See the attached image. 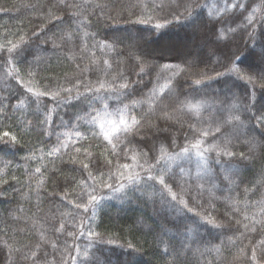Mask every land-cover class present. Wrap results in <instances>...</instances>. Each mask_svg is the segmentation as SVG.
<instances>
[{"label":"snow or ice","instance_id":"6c2138e0","mask_svg":"<svg viewBox=\"0 0 264 264\" xmlns=\"http://www.w3.org/2000/svg\"><path fill=\"white\" fill-rule=\"evenodd\" d=\"M29 7L36 9L37 6ZM165 7L170 9L168 15L162 18L153 15V12L161 11ZM133 9L139 11L133 12ZM124 10L129 16H136V19H130L129 23L148 25L154 30L167 29L172 24H183L194 34L204 30L207 35L208 31H211L217 42L229 41L241 30L246 32L249 41H253L257 28L264 27V15H256L257 12L264 11V0H260L259 4L257 0H223V6H210L207 0L204 3L200 0H170L168 5H165L163 0L159 3L156 0H137V3L128 5ZM112 11L111 5L99 0H58V3L41 9L44 24L39 31L34 30L32 36L39 38L41 33L45 34L47 39L43 43L51 41L53 49L64 51L66 57L73 62L77 59L80 61L75 63V74L71 78L66 75L64 83L54 81L52 84L42 85L35 68L25 70L26 82L21 78L14 56L24 51L30 38L26 39L24 35H20L16 42L6 40V43L0 44V52L8 53L5 80H14L21 86L24 95V99L17 97V102L11 107L9 96L0 95V121L7 120L13 109L28 107L30 104H35L40 110L41 102L46 98L51 101V107L44 105L41 112L44 119L40 120L39 124L44 128L45 135L49 138L55 136L57 142L47 152L48 157L62 158L71 148L74 155L69 162L79 163L81 170L87 172V177L77 185L81 187V191L75 194V200L69 199L67 192L59 197L61 202L71 209L61 212L60 216L71 217L69 223L73 230L66 231L65 221L60 220L58 227L53 225V231L61 235L66 234L74 241L71 251L64 249L67 258L62 257L60 264H69V260L71 264H111V261L97 255L100 250L98 246L105 244L139 251L131 243L116 245L115 240L105 238L94 230L92 221L102 201H124L139 194L154 204L159 203L161 208L171 210L173 219L178 220L185 217L186 213L192 212L189 199L202 196L205 191L204 181L211 183L213 188L219 186L215 183L217 180L234 184V177L239 174L241 165L247 166L245 162L254 158L257 149L264 151V71L257 76L242 68V50L229 52L226 56L225 71H217L214 76L201 74L202 78L192 83L195 89L199 90L207 81L232 77L251 86L243 95L232 92L230 97L218 104H209L206 100L189 96L180 99L173 87V81L180 72L186 71V68L179 64L152 65L136 57L139 67L136 74L138 79L132 81L119 69L118 60L115 61L117 67L114 68V61L106 58L108 53L117 52L115 44L107 40L97 41L95 32L89 29L93 25V17L97 21L111 20L114 18L109 14ZM117 15L120 13L117 12ZM161 19L163 22H160ZM229 21L234 26H230ZM48 25L56 29L51 35H48ZM259 57L261 63H264V45H261ZM149 69H155V82L146 92L141 90L137 93L135 90L141 83L139 77L146 75ZM91 74L97 75L94 82L89 78ZM204 76L207 77L206 80L203 79ZM257 88L260 89L261 97L257 95ZM137 95L140 96L139 99L136 98ZM73 100L85 105L81 110L82 114H77L71 123L59 117L60 124L54 127L52 117L58 109L71 104ZM144 105L147 106V111H142L138 118L136 111ZM205 109H211L214 113L207 120L203 118ZM186 114L191 115L192 122L182 121ZM149 115L181 126L187 123L188 132L183 134V144L177 142L174 133L164 135L163 138L158 136V133L169 132L167 127L159 125H151L155 128L153 136H157V141L150 142L151 137L145 141V137L141 135V129L144 127L142 121ZM31 126L32 121H25V128ZM85 126L87 130L82 131ZM61 128L67 130L59 131ZM138 136L140 141H145L142 146L137 142ZM90 137L102 138L106 142L104 146L109 155L101 152L100 155L104 157L102 161L99 158L93 160L92 153L87 148L82 152L81 147L77 146L82 141H88ZM0 144L15 147L21 145V139L11 131H0ZM238 144L247 147V154L234 150ZM81 155L83 159H77ZM29 158L35 156L26 159ZM93 168L96 169L95 175ZM101 169H107V172ZM43 175L41 167L34 169L33 176L36 177L38 187L43 184ZM193 183L195 190L189 191ZM248 191L245 189V192ZM37 199L39 201V194ZM257 204L261 216L264 217V200L258 201ZM244 206L249 207L250 202L246 201ZM234 210L241 213L239 208ZM196 216L199 220L188 217L182 223L178 220L176 224V235L184 237L180 240L178 251L173 246L177 259L181 253H184L185 257L190 255L193 246L199 242L198 239L191 238H198L200 221L217 229L223 227L214 222L211 213L203 216L196 213ZM249 219L253 220L251 227L244 223ZM232 222L235 230L245 238L248 233L264 230V218L255 220L254 217L242 214V219L233 218ZM19 231L29 234L25 229ZM168 231L165 229V234ZM4 234L7 235V230ZM85 236L89 243L81 249L80 244L75 241ZM40 237L43 240L44 234L41 233ZM228 239L235 243L232 237ZM160 243H165L163 237L160 238ZM23 247L28 249V254L4 241L3 249L7 250L8 256L6 264H13V252L20 254L25 260L31 259L33 264H55V257L50 262L46 258L47 253L41 252L40 243L32 246L25 244ZM51 247L57 249L58 244L52 243ZM196 251L199 252V248ZM207 251L211 254L212 249ZM215 251L219 252V248ZM164 252L168 253V247L164 248ZM240 252L244 258L242 264H264V238L259 239L257 243L249 241L247 251L241 248ZM200 255L203 256L204 253L200 252ZM206 264L212 262L206 261Z\"/></svg>","mask_w":264,"mask_h":264},{"label":"trees","instance_id":"16d2710c","mask_svg":"<svg viewBox=\"0 0 264 264\" xmlns=\"http://www.w3.org/2000/svg\"><path fill=\"white\" fill-rule=\"evenodd\" d=\"M257 2L259 4L260 0H257ZM103 3L112 6L113 11L109 14L114 18L97 21L93 17L92 27L103 32L111 41L114 40L116 42L118 49L117 60L122 66L119 69L124 72L129 80L138 79L136 74L139 72V67L136 57H140L142 61L152 65L163 63L179 64L182 68H186V71L180 72L173 81V87L180 98L186 93L197 90L192 82L196 79H201V74L206 73L207 76H214L217 71H225L226 56L230 51L237 52L240 50L243 51L241 55L242 68L257 76L261 71H264V63H261L259 57L261 45H264V27L257 28L256 38L253 41H249L246 32L241 30L232 36L229 41L217 42L211 31H208L207 35H205L204 30L194 34L183 24H172L167 29L154 30L148 25L129 23L128 21L130 19L135 20L136 16H129V13L124 9L130 4L137 3V0H105ZM29 5L37 7L33 9ZM48 5L49 3L40 5L35 0H25V2L0 0V44L6 43V40L16 42L20 35H24L26 39L30 38L29 44L25 46L24 51L14 56L18 70H20L25 60L32 56L35 48L40 47L43 50L40 56L45 64H43L45 67L42 68L40 73L44 77L50 78L49 80L53 82L64 83L66 75L71 78L75 74V63L80 61L77 59L73 62L66 57L64 51L53 49L51 41L43 43L47 39L44 37L45 34L41 33L39 38L32 36V32L34 30L39 31L44 24L41 18V9L47 8ZM44 6L45 8H43ZM132 11L138 12L139 9H133ZM117 12L120 15H117ZM168 12L163 9L154 12L153 15L162 18L168 15ZM256 15L258 17L264 15V11L257 12ZM225 18L227 19V15ZM160 22H163L162 19ZM48 28V34H50L53 26L48 25ZM7 59V51L0 52V76H5ZM186 61L188 62L187 64ZM21 78L23 79L22 75ZM89 78L94 82L97 79V75L91 74ZM225 78L227 77L207 81L201 85L200 89L206 91H209L210 88L220 90L225 85ZM139 79L141 83L135 91L137 93H140L141 90L146 92L155 81V69H149L148 73L139 77ZM203 79L206 80L207 77L204 76ZM229 80L227 79L226 81ZM236 86L240 95H243L251 87L239 80H236ZM0 95L9 96L10 107L17 102V97L24 99L23 89L11 79L2 80L0 78ZM257 95L258 97L262 96L259 88H257ZM136 98L139 99L140 96L137 95ZM44 105L51 107V101L45 98L41 102L40 110L37 109L35 104L13 109L9 113L7 120L0 121V131H11L21 139V145L15 147L0 144V215L5 212L8 213L10 207L12 210L22 209V211H25L22 212L23 214L30 209H35L37 207L35 204L38 201L36 199L37 194H39V198L42 199L40 207L44 205L47 206L45 209L50 207L56 214V218L51 220L49 239L44 236L43 240L39 238L36 241L35 239H30L28 235H20L19 238L22 240L21 243L23 245H29L27 242H32L33 245L40 243L42 245L41 252L47 253V260L51 262L53 257H55V264H60L62 257L67 258L64 249L68 248L71 251V245L74 241L72 237H68L66 234L61 235L53 231V225L58 227L60 220L65 221L66 231L73 230L69 223L71 217L60 216V212H65L64 204L66 205V203H62L59 197L67 192L69 193L68 198L75 200L73 197L81 191V187L77 185L87 177V172L81 170L79 163L73 164L69 162L71 156L74 155L71 148H69L68 154L63 155L62 158L48 157L47 152L56 144V138L55 136L49 138L45 135L44 128L39 124V121L44 119V115L41 114ZM97 106L99 107V105ZM84 107L83 103L73 100L71 104L58 109L56 115L52 117L54 127L60 124L59 117H63L66 122L71 123L77 114H82L81 110ZM142 111H147L146 105L142 109H137L136 115L138 118ZM27 120L32 121V126L25 128L24 123ZM182 121L191 122L183 117ZM142 123L144 127L141 129V135L145 137V141L148 140V137H151L150 142L157 141V136H153L155 128L151 127V125L167 127L169 129L167 134L158 133L157 135L163 138L164 135H172L174 133L177 142L180 144L184 142L183 134L188 132L187 123L181 126L178 123L157 119L155 115L147 116ZM81 130L86 131L87 126ZM59 131H62V128ZM136 139L140 146L145 143V141H140L139 136ZM105 143L102 138L90 137L88 141H82L77 146L81 147L82 152L84 148H87L92 153L93 160L99 158L102 161L104 157L100 155L101 152L109 155L105 149ZM238 145L243 146L244 150L241 151L247 154V147L243 144ZM40 149H43V151H40ZM33 155L35 158L26 159L33 157ZM77 159H83V156L81 155ZM33 162L38 163L44 173L42 177L43 184L39 187L36 183V177L30 173V166H32ZM245 164L247 166L241 165L238 176L240 187L237 190L230 191L225 203L215 201V204H212V196H200L197 199L201 200L195 202V207H191L192 212L186 213L185 217L178 218L179 222L182 223L188 217L199 220L196 213H200L201 216L211 213V216L214 217V222L223 225L222 228L217 229L200 221L199 236L198 238L192 237L219 247L220 255L223 258L216 264H242L244 258L240 249L245 248L247 251L249 241L257 243L258 239L264 238V230L248 233L246 234L247 238H245V236H241L235 230V225L232 222L233 218L242 219V214L248 212L249 207L245 208L244 206L246 201L254 202L257 200L256 197L264 200V151L257 149L254 158L251 161H246ZM92 170L95 175L96 169L93 168ZM101 170L107 172V169ZM4 181H7V183H4ZM245 189L249 191L245 192ZM54 192L57 195H52ZM55 202H60L58 205L62 207H57L60 212L52 205ZM210 205H214V207ZM235 208L241 209V213L235 212ZM150 216L161 219L164 225L167 224L169 228L176 229L178 220L173 219L171 210L163 209L159 203L154 204L151 200L139 194L124 201L110 199L100 203L96 217L92 221V225H96L94 230L100 232L105 238L115 240L116 245L131 243L136 249H139V251H133L127 247L107 245V247L112 248L109 255L113 256V258L106 261H111V264H189V261H183L180 258L177 259L176 256H167L162 253L158 247L157 239L147 237L142 229L139 228L138 220L147 221V217ZM244 223H247V221H244ZM241 231H243L242 228ZM228 237H232L235 243L230 242ZM83 238H79L75 243L84 241ZM52 243H57L58 248L53 249L51 247ZM7 260V250L0 246V264H6ZM12 260L13 264H33L31 259L25 260L15 252H13ZM69 264H71L70 260Z\"/></svg>","mask_w":264,"mask_h":264},{"label":"rangeland","instance_id":"374dc122","mask_svg":"<svg viewBox=\"0 0 264 264\" xmlns=\"http://www.w3.org/2000/svg\"><path fill=\"white\" fill-rule=\"evenodd\" d=\"M19 1L25 2V0H19ZM35 1L40 5H45V3H49L48 7H50L53 3H58V0H51V1L50 0H35ZM104 1L105 0H99V2H101V3H103ZM156 2L159 3V2H161V0H156ZM163 2L165 3V5H168L170 0H163ZM200 2L204 3L205 0H200ZM207 2L210 6L212 4H216L217 6H223V0H207ZM257 4H258V2H257ZM43 8H45V6ZM164 10L170 11L169 7H165ZM153 14H154V12H153ZM229 25L234 26V25H231L230 21H229ZM53 31H56V29L52 28V32ZM89 31L95 32V34H96L95 39L97 41L107 40L109 42L114 43L116 46V42L114 40L111 41V39H108L103 34V32L98 31L95 27H91L89 29ZM52 32L48 35H51ZM57 35H59V32H57ZM44 37L47 38L46 35H44ZM90 43H91V41H90ZM116 48H117V46H116ZM32 50H34V48H32ZM41 51H43V50L40 47H36L32 56L29 59L25 60V62L21 66L19 71L23 77V80H25V82L27 81V77L25 75V70L29 69V68H35L38 71L39 77L41 78L40 83L42 85H47V83L53 82V81L49 80L50 78L44 77L40 73L42 68L45 67L44 61H43L42 57L40 56ZM97 56L98 57L100 56L99 52L97 53ZM37 57H39L38 60L36 59ZM106 58L112 59L114 61V68L117 67V64L115 63V61H117V59H118V49H117V52H115V53H108ZM40 60H42V61L40 62ZM120 66L121 65L118 64L119 68H120ZM0 78L2 80H4L5 76L1 75ZM227 79H230V80L226 81ZM224 83H225V85L222 88H220V90H218V89L215 90L214 88H210L209 91H206L203 89L194 90V91H191L189 93L182 95L180 97V99H184L185 96H189L190 98L195 97L196 99L206 100L209 104H212L214 102L218 104L220 101L225 100L226 97H230L232 92H236V93L240 94V92L238 91V88L236 86V80H234L232 77L225 78ZM151 86H152V84L150 85V87ZM214 87H216V86H214ZM113 107H114V105H113ZM213 115H214V113L212 112L211 109H205V111L203 112V118L205 120L209 119ZM183 118H185L191 122L193 120L191 115H188V114L184 115ZM65 130H67V129L62 128V131H65ZM234 150L235 151H241V150H244V148H243V146L237 145V147ZM121 162H124V161H121ZM36 166L41 167L38 163L33 162L32 166H30V173L33 174ZM238 176H239V174L234 177V179H235L234 184H227L226 182L221 183L218 180L215 181V183L219 185L216 188H213L212 184L209 183L208 181H204L205 191L203 192L202 196L203 197L212 196V198H211L212 204H215V201L225 203L230 191L237 190L241 185ZM194 190H195V184L193 183L192 187L189 189V191H194ZM73 198L76 199V196H74ZM256 198H257V200L250 203L249 210L246 213V215H248L250 218L254 217L255 220H261L263 217L261 216L260 207L257 204V202L261 201L263 199H261L260 197H256ZM200 200L201 199H189V207H195V205H194L195 202L200 201ZM40 201H42L41 198H39V201H37L35 204V205H37V207H35V209L28 210L25 214L22 213L25 211L12 210V208L10 207L8 209V213L7 212L4 213L6 215H4V214L0 215V246H3L4 241H8L10 244L13 245V247H19V248H21V251L23 253L28 254V249L24 248L23 244L21 243L22 240L19 238L20 235H25V236L28 235L30 237V239H35L37 241L39 238H41L40 234L43 233L44 236H46V238L49 239L48 235H49V229H50L51 224H52L51 220L53 218H56V214L50 207L47 209H45L47 207L45 205L40 207L42 204V202H40ZM78 202H80V201H78ZM59 203L60 202H58V203L55 202L54 204H52L56 207V209L58 211H59V209L57 207H62V206L58 205ZM64 210H65V212H68L71 209L69 206L66 207V205L64 204ZM147 218H148L147 221L146 220L140 221V219L138 220L139 228L142 229V231L145 233V235L147 237H152V238L157 239L158 247L162 253H164L167 256H171V255L176 256V251L179 250L180 240H182L184 237L177 236L176 235V229L169 228V226L167 224H165L166 225L165 226L162 223L161 219H156V218L151 217V216L147 217ZM247 223L251 227L253 224V220L249 219V220H247ZM33 225H34V227H33ZM92 226H93V228L96 229V225L93 224ZM257 227H259V226H257ZM20 229H25L26 232L29 234L26 235L25 232L19 231ZM165 229L169 230L167 234H165ZM5 230H7V235L4 234ZM161 237H163L165 243H160ZM191 239H193V238H191ZM83 240L84 241H80V243H79L81 249H83L84 246L87 243H89L88 238L86 236L83 238ZM258 241H259V239H258ZM27 243L29 244V246L33 245L32 242L31 243L27 242ZM173 246H175L176 251H174ZM165 247H168V253L164 252ZM98 248L100 250L97 251V255L102 256L105 260H109V259L113 258V256L109 255L110 254L109 252H111V249H112L111 247H107V245L105 244V245H99ZM197 248H199V250H200L199 252L196 251ZM216 248H219V247H217L211 243L203 242V240L199 239V242L193 246L191 254L187 255L185 257L184 253H181L180 259H182L183 261L184 260L189 261V264H206V261H211L212 264H216V262H218V261L220 262V260L223 258L220 255V249H219V252H217V251H215ZM207 249H212L211 254H209ZM200 252H203L204 255L201 256ZM103 253H105L104 256H103ZM19 256H20V254H19ZM182 260H181V262H183Z\"/></svg>","mask_w":264,"mask_h":264}]
</instances>
